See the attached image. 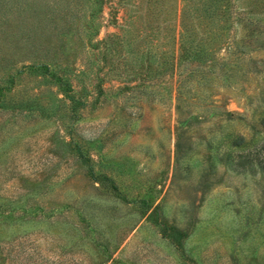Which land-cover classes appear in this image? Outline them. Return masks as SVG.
<instances>
[{
  "label": "rangeland",
  "instance_id": "374dc122",
  "mask_svg": "<svg viewBox=\"0 0 264 264\" xmlns=\"http://www.w3.org/2000/svg\"><path fill=\"white\" fill-rule=\"evenodd\" d=\"M21 1L0 0V75L27 62L3 30L21 28ZM144 1L75 0L73 20L48 25L55 55L69 37L75 88L94 86L78 117L56 87L16 79L11 93L57 114L0 111V264H264V0H230L207 26L218 36L197 23L203 59L172 72L139 50L167 48L178 18L150 20ZM90 12V37L112 47L98 62ZM148 25L155 38L129 37Z\"/></svg>",
  "mask_w": 264,
  "mask_h": 264
},
{
  "label": "trees",
  "instance_id": "16d2710c",
  "mask_svg": "<svg viewBox=\"0 0 264 264\" xmlns=\"http://www.w3.org/2000/svg\"><path fill=\"white\" fill-rule=\"evenodd\" d=\"M25 1H21V3ZM96 1L97 0H92L94 4L97 3ZM144 2H146L144 14L150 20H157L164 14H168V17L165 19L162 18L161 22H168L169 20L175 21L178 18V28L171 27V29L164 34V38L168 40V46L165 49H158L162 51V57L154 58V55L158 51L156 48L157 44L155 45L151 41L150 44L147 45L148 48L140 47L139 51L143 52V56H153V60H151L152 62L150 64L155 72H160L161 70L172 72L181 58H185V61H188L200 55L202 60L205 51L200 49L199 53L196 52V50H194L196 47L193 48L195 45L194 41L191 43L194 36H196L197 23L201 22V24L205 26L203 27V29L206 28V30H204L205 34L218 36V29H221L224 22L229 17V8L231 7L230 0H145ZM21 9L20 12L18 9L15 13H19V15L22 16V19H20L21 28L19 27L18 29L16 27L17 29H12L10 31L3 28V30L6 31L4 35H7V37L9 36L13 44L18 46V50L25 54L24 56L27 57V62L22 61L20 66H14V64L11 63V60H14V58H11V68L5 75H0V111L20 109L27 110L30 113L38 110L41 113L45 112L49 115L57 114L54 106L48 105L43 107L39 105L36 94L35 96L26 95V98H19L15 96L14 92L11 93L15 85H17L16 79L18 80V77L22 74H27L38 78L39 82L43 84L56 87L62 95L61 97L56 96V100L63 102V104H70L69 112L71 116L74 118L78 117L77 107L86 104L87 97L93 92L94 86L88 88L83 84L79 89L75 88L71 78L76 76L77 73L74 72L67 63L62 61L63 58L67 57L66 40L69 37L66 36L61 39V45L57 46L62 56L59 57L55 55L56 46L53 47L52 40H50L53 38L54 32L49 30V28L47 30L48 25L51 26L54 24L56 26L58 23H66L74 19L77 11L75 0H27V2L22 4ZM247 11L248 9L243 8L242 13L244 14ZM90 14L89 17L86 18L83 33L84 37L88 38L87 43H90L92 49H99L97 53H87V57H91L93 59L92 62H98L101 60L102 56L110 52L112 47L109 46L106 40H92L90 37L91 34L93 35L91 18L94 13L90 12ZM5 23L9 22H1L2 25ZM33 25H35L38 34L34 35ZM207 26L218 27V29L214 30L213 28H207ZM56 31L59 35L65 34L66 32L63 27L62 29L57 27ZM154 31V26L148 25L144 30L136 32V34H130L129 37H137L144 32V34H147V37L151 39L156 37ZM157 31L159 30L157 29ZM67 34L68 32L65 35ZM34 36H38L37 39L39 40L43 38V41L34 42ZM119 36L120 34L115 35L117 38ZM131 39L128 38V40ZM33 44H35V46L32 52L30 49ZM189 73L190 72L186 73V75ZM55 98L53 99L55 100Z\"/></svg>",
  "mask_w": 264,
  "mask_h": 264
}]
</instances>
